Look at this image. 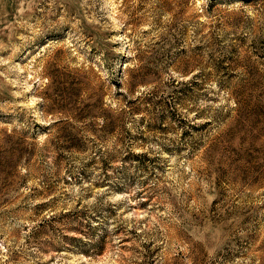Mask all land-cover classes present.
Masks as SVG:
<instances>
[{
	"label": "rangeland",
	"instance_id": "rangeland-1",
	"mask_svg": "<svg viewBox=\"0 0 264 264\" xmlns=\"http://www.w3.org/2000/svg\"><path fill=\"white\" fill-rule=\"evenodd\" d=\"M0 264H264V0H0Z\"/></svg>",
	"mask_w": 264,
	"mask_h": 264
}]
</instances>
